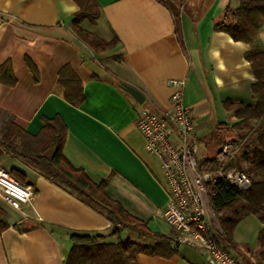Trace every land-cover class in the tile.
<instances>
[{"label": "crops", "instance_id": "0c3cea01", "mask_svg": "<svg viewBox=\"0 0 264 264\" xmlns=\"http://www.w3.org/2000/svg\"><path fill=\"white\" fill-rule=\"evenodd\" d=\"M97 2L100 18L94 25L85 21L83 27L105 40H118L113 50L101 55L72 30L79 10L74 0H0V68L10 65L9 76L0 77V122L13 115L29 133L37 134L47 118L60 116L67 127L63 152L68 160L93 181L107 180L113 198L149 221L150 228L152 224L160 229L161 220L167 224V182L137 119L144 111L171 108L174 89L168 81L178 79L184 81L183 102L194 121L198 160L218 154L213 134L219 123H227L230 138L250 130L226 106L254 103L255 78L246 59L250 45L214 30L225 7L237 6L240 0H184L181 37L173 12L159 0ZM261 40L264 46V27ZM102 57L121 66L116 79L92 71L96 65L91 60ZM26 58L36 66L35 73ZM99 68L111 70L108 65ZM122 83L140 90L144 102H136ZM0 165L24 171L26 186L34 192L33 203L25 204L23 211L0 196L9 222L0 234V264H64L74 232H98L113 240L112 224L105 217L44 176L8 156ZM212 212L214 230L221 232ZM261 226L259 221L252 245L238 241L235 229L238 251L243 245L257 246ZM171 230L169 226L159 232L172 236ZM137 261L207 264V255L198 247L181 245L172 257L141 253Z\"/></svg>", "mask_w": 264, "mask_h": 264}, {"label": "trees", "instance_id": "16d2710c", "mask_svg": "<svg viewBox=\"0 0 264 264\" xmlns=\"http://www.w3.org/2000/svg\"><path fill=\"white\" fill-rule=\"evenodd\" d=\"M79 10L72 19L74 34L98 54L113 50L116 38L105 40L94 31L83 27L85 21L94 25L101 11L97 0H74ZM174 14L177 34L181 37V10L184 0H159ZM264 27V0H240L237 6L228 5L223 17L214 23V30L230 34L234 40L250 45L246 53L254 73L251 84L254 103L244 105L227 103L234 111L241 126L250 130L239 137L230 138L227 123H219L213 134L218 154L198 160L201 172H217L236 168L251 179L248 189H241L225 178H218L207 187L211 209L217 215L221 232L215 233L217 242L225 249L238 251L234 231L244 218L255 215L262 226L257 234V250H249V264H264V46L261 29ZM26 61L36 72L29 58ZM9 63L0 68V77L9 76ZM67 127L60 116L47 118L37 134L29 133L13 115L0 122V160L8 156L33 169L53 184L105 217L113 227L112 241L98 232H74L71 234V250L64 264H138L141 253L149 256L172 257L177 248L172 246V236L154 231L149 221L130 213L117 199L108 193V181H93L81 168L75 167L65 156L63 149ZM253 139V140H252ZM251 142V143H250ZM230 149L223 151L225 146ZM5 168V167H4ZM11 176L21 184H27V175L17 167L9 169ZM6 211L0 206V234L8 228ZM174 234L173 229L171 230ZM134 232L146 242L132 240L126 235ZM240 253V252H239ZM245 263L246 256L240 253Z\"/></svg>", "mask_w": 264, "mask_h": 264}, {"label": "built area", "instance_id": "2783aa9c", "mask_svg": "<svg viewBox=\"0 0 264 264\" xmlns=\"http://www.w3.org/2000/svg\"><path fill=\"white\" fill-rule=\"evenodd\" d=\"M168 83L174 89L171 108L159 112L144 111L136 124L145 137L147 149L159 158L166 178L168 203L164 216L174 231L172 246L198 247L207 255V264H246L239 253L227 250L217 242L207 187L216 179L225 178L245 190L251 186V179L236 168L217 172L198 169L194 121L183 102L184 81L171 79ZM228 149L229 145L223 151ZM0 196L20 211L34 200L32 188L15 180L1 165Z\"/></svg>", "mask_w": 264, "mask_h": 264}, {"label": "rangeland", "instance_id": "374dc122", "mask_svg": "<svg viewBox=\"0 0 264 264\" xmlns=\"http://www.w3.org/2000/svg\"><path fill=\"white\" fill-rule=\"evenodd\" d=\"M87 25H88L89 28H91V26H89V24H87ZM96 54H98V53H96ZM98 55H101V54H98ZM88 57H89V55H88ZM88 60L90 61L91 59H88ZM95 60L97 62H95ZM95 60H93V59L91 60V62H92L91 64H95L96 65V68H94V70L92 69L93 72H96L97 74H100L101 76H105V77L115 78L116 79L117 74H119V72H120L119 70L121 69L120 68L121 66H118L112 59H110L108 57H102L100 59L96 58ZM100 65H103L104 67L107 66V65L110 66L111 67L110 72L105 71L104 69L100 70V68H99ZM200 154H199V156H200ZM210 154H212V153H210ZM160 222H161V228L162 229L161 228L160 229H154L152 227V224H151L152 230H154V231H157V230L158 231H160V230L165 231L167 228H169L168 224H165L162 220ZM257 223H259V219L255 215L248 216V217L244 218L242 221H240L239 224L237 225L236 231H235L236 239L238 241H240L242 239H245V240H243L244 242H246L247 244L249 243L250 245H252V243L255 241L254 233H255V229H256ZM129 234H130V237H131L132 240H135V241H138V242H146L147 241L146 239L139 237L134 232H130ZM252 238H254V239L252 240ZM249 250H251L252 252H255L257 250V247L250 248V247H247V245H243L242 249L239 250L240 252H242V254L244 256L247 257L246 258V261H247L246 264H249L248 255H247L249 253Z\"/></svg>", "mask_w": 264, "mask_h": 264}, {"label": "water", "instance_id": "95a60500", "mask_svg": "<svg viewBox=\"0 0 264 264\" xmlns=\"http://www.w3.org/2000/svg\"><path fill=\"white\" fill-rule=\"evenodd\" d=\"M121 87L138 103H143L145 100V96L143 93L137 88L129 85L127 83H122Z\"/></svg>", "mask_w": 264, "mask_h": 264}]
</instances>
